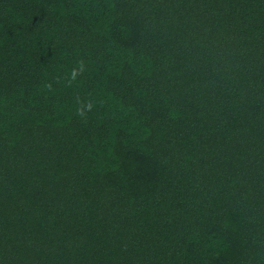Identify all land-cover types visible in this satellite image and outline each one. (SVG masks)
Returning a JSON list of instances; mask_svg holds the SVG:
<instances>
[{
  "label": "trees",
  "instance_id": "16d2710c",
  "mask_svg": "<svg viewBox=\"0 0 264 264\" xmlns=\"http://www.w3.org/2000/svg\"><path fill=\"white\" fill-rule=\"evenodd\" d=\"M0 264H264V0H0Z\"/></svg>",
  "mask_w": 264,
  "mask_h": 264
},
{
  "label": "clouds",
  "instance_id": "9594fccd",
  "mask_svg": "<svg viewBox=\"0 0 264 264\" xmlns=\"http://www.w3.org/2000/svg\"><path fill=\"white\" fill-rule=\"evenodd\" d=\"M84 70H85V61L81 60V61H79V67L78 68H74L72 70L71 78L68 80V85L71 86L72 82L75 81L78 76L82 75ZM45 86L47 88H49V89L52 88V84L51 83L46 84ZM76 103H77V107H76V110H75V114L79 118L87 119V113L91 112L93 110L94 102L89 100L87 103H85L82 100H80L79 97H77Z\"/></svg>",
  "mask_w": 264,
  "mask_h": 264
}]
</instances>
